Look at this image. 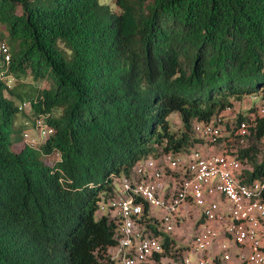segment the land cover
<instances>
[{
	"label": "trees",
	"instance_id": "trees-1",
	"mask_svg": "<svg viewBox=\"0 0 264 264\" xmlns=\"http://www.w3.org/2000/svg\"><path fill=\"white\" fill-rule=\"evenodd\" d=\"M0 40V264H109L115 225L94 214L114 179L188 152L193 124L233 102H264V0H0ZM38 116L53 133L29 146ZM263 138L255 117L227 144L247 183L264 179ZM163 241L150 264L179 260Z\"/></svg>",
	"mask_w": 264,
	"mask_h": 264
},
{
	"label": "built area",
	"instance_id": "built-area-1",
	"mask_svg": "<svg viewBox=\"0 0 264 264\" xmlns=\"http://www.w3.org/2000/svg\"><path fill=\"white\" fill-rule=\"evenodd\" d=\"M10 60L8 47L0 40V64L7 66ZM5 79L7 87L14 80ZM233 107L193 124L192 133L200 142L184 152L185 158L180 153L147 157L128 178L114 179L117 186L112 183L110 197H102L108 203L104 216L115 225V245L105 253L109 264H150L163 252L164 236L169 247H176L172 236L181 228L193 232L185 250L199 254L192 262L182 256L181 264H264V179L245 182V167L227 147L231 141L244 143L254 118H264V102L250 96L245 109L236 112L245 117L238 123H233ZM250 108L254 111L246 114ZM29 109L24 103L17 107ZM44 120V116L32 120L42 140L53 133ZM22 138L29 146L37 143L28 133ZM154 209L161 213L158 218ZM104 210L98 202L96 212ZM152 227L160 235H154ZM231 245L238 250L234 257L229 253Z\"/></svg>",
	"mask_w": 264,
	"mask_h": 264
},
{
	"label": "rangeland",
	"instance_id": "rangeland-1",
	"mask_svg": "<svg viewBox=\"0 0 264 264\" xmlns=\"http://www.w3.org/2000/svg\"><path fill=\"white\" fill-rule=\"evenodd\" d=\"M100 3H103V4H110V0H98ZM112 9H114L113 6H111ZM25 81H29V77H27L25 79ZM37 85H39L40 87H46V84L44 82H37ZM248 99L249 98H246L244 100H242L241 102H233V111L234 113L236 114V112H241L245 109V106L246 104L248 103ZM33 119L30 118L29 119V122H31ZM169 121L171 123V127H172V130L173 131H177V129H179L180 125H179V120H178V117L175 115V114H172L170 117H169ZM21 119L18 117H16V119L14 120V125L12 126L13 129H16L18 126H20L21 124ZM27 133L29 134V136L33 137V138H38L37 137V134L35 132V130L30 127L29 130L27 131ZM223 136H226L225 134ZM19 136L18 135H15L13 133H10L9 134V143H12L13 139H16L18 138ZM13 145V144H12ZM21 147V144L17 145L16 147L14 146V148H19ZM221 147V146H219ZM206 148V147H205ZM259 148L261 151L264 150V138L262 139L260 145H259ZM190 150H188V152H190ZM213 153H216L217 152V148H214L212 149ZM180 157L182 158H185L186 157V154L185 153H180L179 154ZM45 162V161H44ZM46 163V162H45ZM46 164H49V163H46ZM113 186H117V181L114 180L113 181ZM104 207H105V210L103 212H96L94 214V218H98L99 215H105L106 214V208H107V205L108 203H105L104 202V199H102V197L100 198V201H99ZM196 210V208H191V212L193 214V212ZM153 214L155 217H159L161 215L160 211L157 210V209H154L153 210ZM188 221V220H187ZM192 230L191 229H188V228H181V229H177L174 234H173V238L176 240V249H181V255H180V258L178 261H173L172 259H166V258H163L159 264H181V261L180 259L183 257H188L190 259V261L192 262L199 254H196V253H193L191 250H185V247L189 246V240L190 238L192 237ZM238 252L237 248L233 245L230 246L229 248V253L231 255V257H234L235 254ZM178 254V252H177ZM209 255V252L206 253V256Z\"/></svg>",
	"mask_w": 264,
	"mask_h": 264
}]
</instances>
